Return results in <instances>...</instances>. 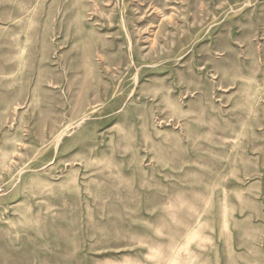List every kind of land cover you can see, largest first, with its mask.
Returning <instances> with one entry per match:
<instances>
[{"label": "rangeland", "instance_id": "374dc122", "mask_svg": "<svg viewBox=\"0 0 264 264\" xmlns=\"http://www.w3.org/2000/svg\"><path fill=\"white\" fill-rule=\"evenodd\" d=\"M0 264H264V0H0Z\"/></svg>", "mask_w": 264, "mask_h": 264}]
</instances>
